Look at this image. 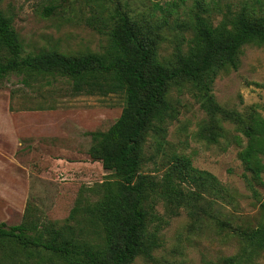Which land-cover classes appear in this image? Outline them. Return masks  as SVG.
<instances>
[{"label":"trees","instance_id":"1","mask_svg":"<svg viewBox=\"0 0 264 264\" xmlns=\"http://www.w3.org/2000/svg\"><path fill=\"white\" fill-rule=\"evenodd\" d=\"M88 1L104 9L114 3L101 52H27L13 17L0 8V83L13 73L29 86L61 77L70 82L75 95L124 97L117 121L106 131L90 132L89 155L112 172L109 178L81 190L63 221L50 220L29 202L21 223L1 222L0 264H132L140 257L152 261L169 218L181 209L196 219L208 215L235 230L240 251L216 264H259L264 253V198L259 191L264 188V114L223 106L214 86L222 72L239 69L246 46L264 47V0H247L225 10L216 2L198 0L199 10L186 21L178 15L185 0H175L167 9L154 2L152 15H136L115 0ZM216 9L222 15L218 23L213 17ZM157 10L163 14L156 18ZM172 15L180 32L186 28L191 34H177L173 52L165 56L164 26ZM186 92L206 114L197 138L212 144L223 138L226 145L240 147L245 181L260 203L256 225L234 227L221 220L215 206L231 202L233 193L167 140ZM227 124L239 134H232ZM150 143L163 154L160 163L157 156L147 154ZM150 161L163 168L162 175L144 172ZM161 204L164 214L158 210Z\"/></svg>","mask_w":264,"mask_h":264},{"label":"rangeland","instance_id":"2","mask_svg":"<svg viewBox=\"0 0 264 264\" xmlns=\"http://www.w3.org/2000/svg\"><path fill=\"white\" fill-rule=\"evenodd\" d=\"M173 1L115 0L117 5L136 15H152L154 2L167 9ZM197 1L185 0L178 13L182 20H188L193 10H199ZM204 1L216 2L215 6L225 10L228 5L239 8L247 0ZM98 6L88 0H0V8L13 17L27 52L44 49L72 54L103 51L108 39L106 31L110 27L105 23L106 20L110 23L109 13L114 3H109L108 9ZM48 9H52L51 13ZM220 10L213 12L215 23L222 18ZM161 14L157 10L155 17ZM175 17L170 16L169 24L164 26L168 39L162 43L161 53L165 56L173 52L178 42L175 41L177 34L187 37L191 34L186 28L180 32ZM48 80L50 83L33 82L29 86L23 76L13 73L0 83V119L34 124L22 127L24 130L18 136L22 146L11 147L9 151L26 168V173L30 167L40 173L32 174L29 189L20 190L23 185L14 174L23 167L9 157L8 161H3L0 145V171L7 162V175H14L8 180L10 182L1 183L3 175L0 174V223H21L29 202L37 205L50 220L63 221L81 190L102 183L112 173L106 171L100 161L91 159L90 132L106 131L117 121L124 107V97L118 94L75 95L66 78ZM214 93L225 107L242 113L255 109L264 114V47L246 46L239 69L222 72L216 79ZM205 118L200 105L186 92L178 119L170 125L167 140L177 153L190 156L195 167L212 173L233 193L231 202L215 206L221 220L231 221L234 227L254 226L261 217L260 203L245 181V169L238 158L240 147L226 145L223 138L219 144L199 140L196 133ZM227 126L232 134H239L233 124ZM14 136H10L12 145L17 142ZM146 152L149 156H157L155 160L161 162L163 154H158L151 143ZM157 166L161 170L157 171ZM144 168L149 174L163 173V168L153 161ZM259 191L264 198V188ZM158 210L164 214V205L158 206ZM162 238V246L152 261L140 257L132 264H216L217 259L234 255L241 249L234 229L219 225L208 215L196 219L186 209L169 218ZM257 262L264 264V253Z\"/></svg>","mask_w":264,"mask_h":264},{"label":"crops","instance_id":"3","mask_svg":"<svg viewBox=\"0 0 264 264\" xmlns=\"http://www.w3.org/2000/svg\"><path fill=\"white\" fill-rule=\"evenodd\" d=\"M25 125H27L28 127L34 126V124H24V122H20V121H10L8 119H0V145L2 146V153H3V156H1V155L0 156L3 159V161H8L9 160L8 157H9L10 159H13L16 162V165L21 166L20 163L18 162V158L15 157L14 155H12V152L9 150H11V147H17V145L22 146L21 142L18 141V136H19L20 131L24 130V129H22V127ZM38 125H37V127H39ZM11 130H13V132ZM12 134L15 135L14 138H16V140H17V142L15 141L16 142L15 145H12L13 143H12L11 138H10V136ZM7 164H9V163L4 162V167L0 171V172H2L0 174L3 175V179H2L1 183H3V181L7 182V183L10 182L8 180L11 179L15 175L16 178L19 179V182L22 183V185H23L20 190L26 191L27 188L28 189L30 188L32 174L40 175V173L38 171L31 170V167H30L29 171H27V173H26L24 171L26 168L23 166H21V167H23L22 170L16 171L17 174L7 175V173H6L7 171L5 169L7 167L6 166Z\"/></svg>","mask_w":264,"mask_h":264}]
</instances>
